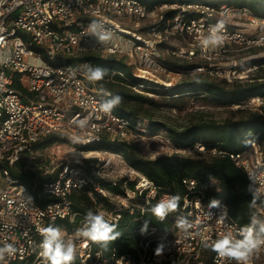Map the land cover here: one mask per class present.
I'll return each instance as SVG.
<instances>
[{"label": "built area", "instance_id": "2783aa9c", "mask_svg": "<svg viewBox=\"0 0 264 264\" xmlns=\"http://www.w3.org/2000/svg\"><path fill=\"white\" fill-rule=\"evenodd\" d=\"M143 19L149 24L140 26ZM93 20L112 30L113 40L108 45L97 43L88 32ZM218 21L224 24L223 44L204 48L201 41L208 27ZM31 44L39 48L34 49ZM250 48L264 50V16L244 5L197 1L149 5L140 0H0V162L11 165L23 152L34 153L31 144L50 132L90 143L103 135L131 142L143 130L113 111H101L100 104L109 98V91H98L88 84V61L58 62L57 56L89 50L115 54L123 56L138 76L163 81L158 73L173 71L163 60L166 53L176 60L194 63L182 72H201L220 76L227 82H240L247 70L257 67H245L246 56L236 55L237 51ZM24 77L26 90L22 87ZM248 100L257 106L264 103L259 94ZM52 146L59 150L58 143ZM192 149L204 151L205 147L197 142ZM88 151L99 159L93 170L95 176L113 182L122 176L136 181L135 187L126 185L121 196L100 184L94 185L110 199L116 198L118 203L128 206L129 198L145 191L146 202L150 197L155 198L156 204L168 196H179L180 200L172 229L157 231L152 226L154 236L140 238L131 250L124 252L111 249L105 254L95 242L76 236L85 217L78 219L72 230L58 226L64 238L75 244L78 261L74 264H205V253L210 255L212 264H236L201 245L202 239L213 242L226 233L240 238L239 231L244 227L231 216L225 201L209 205L196 181L187 177L182 179L183 191L157 194L153 181L130 166L121 153L107 148ZM210 152L228 154L264 197V151L258 141L251 140L236 151L212 148ZM116 163L124 165L125 170H117ZM82 165L80 159L63 162L56 176L42 184V191L56 199L42 205L7 166L0 165V246L7 242L17 249L0 264H46L40 247L43 237L38 229L59 218L75 220L77 212L72 208L71 191L91 181ZM118 208L101 206L92 212L112 222L119 217ZM255 208L260 220H264V201L255 203ZM178 217L190 222L191 236L177 228ZM158 246L162 247L159 256ZM256 253L264 254V247L250 257Z\"/></svg>", "mask_w": 264, "mask_h": 264}, {"label": "trees", "instance_id": "16d2710c", "mask_svg": "<svg viewBox=\"0 0 264 264\" xmlns=\"http://www.w3.org/2000/svg\"><path fill=\"white\" fill-rule=\"evenodd\" d=\"M140 1L149 5L162 1H197L208 4L227 2L247 6L255 13L264 16V0H217L215 2L206 0ZM31 46L34 49L39 48L37 45L31 44ZM55 60L70 63L88 61L93 67L100 66L108 69V74L102 80L88 81V84L96 87L98 91H109L112 95L118 94L123 97L122 103L113 109L114 113L124 116L133 124L145 125V128L140 131H146L145 129H147L149 134H155L159 130H165L176 149L191 148L195 143L200 142L204 145L205 150H194V154L192 155L182 154L176 150L172 153L159 154L150 158L138 152L136 142L111 139L103 135L97 141L81 143L68 138L60 132H50L38 138L31 144L32 149H41L52 142L67 143L81 149L107 148L121 153L130 166L140 171L146 178L152 180L156 186L157 194L163 191L181 192L185 189L182 179L185 177L192 178L196 181L197 187L203 192V200L206 203L212 205L210 202L213 200L225 201L228 204L231 216L242 227L245 228L250 225L253 213L260 219L255 208V203L263 202L264 197L257 192L254 184L245 172L235 165L228 154L211 153L210 150L216 148L217 150L236 151L245 148L250 144L251 140H256L261 144L264 151V103L259 106V110L251 111L249 114L236 119L217 121L200 118L177 128L171 124L152 119V117L141 118L138 116L136 103L142 102L152 105L155 100L151 96H146L126 87H142V89L146 90L149 86L162 85V83L138 76L133 71V66L123 56L89 50L76 54L57 56ZM163 60L171 68L178 71H186L194 65V63L187 61L178 62L175 58H165ZM256 61H264V58L253 60V62ZM257 77L260 79L244 83L236 82L230 86H225L214 79L199 77L183 80L166 89L171 91L170 93L173 97L184 95L185 92L207 93L211 99L219 103L240 102L257 94L262 95L264 99V75ZM100 84H102L101 87H99ZM30 154L32 153L25 151L14 164L10 165L6 162H0V165L7 166L10 173L17 177L19 182L26 185L36 202L42 205L48 200L56 199L54 196L42 191V184L44 181L56 176L60 166L50 173L42 172L39 174L27 166ZM84 161L82 165L83 170L91 177V181L71 191L72 208L77 212L75 220L70 221L67 218H59L49 222L48 226H64L68 230H72L75 227V222L81 217H85L89 210H94L97 207L96 205L102 204L104 207L113 209L119 206L117 209L119 212L118 219L107 222L116 225V230L121 233V236L112 242L107 250L102 249L96 243L105 254L111 249H116L118 252L131 250L140 238L155 235L150 231L152 226H155L157 231L172 229V223L178 211L170 213L163 222H160L150 211L151 207L156 204L155 198L150 197L148 202H146L144 198L145 191L134 198H129L128 206L110 199L97 191L94 185L100 184L112 193L121 196L125 193V186L135 187L134 183L136 181L122 176L113 182L95 176L93 170L98 166L99 159L97 157H87L84 158ZM254 196L255 202L253 203ZM146 220L148 221L147 232L142 234L141 227ZM204 255L205 264H212L210 255L206 253ZM77 261L78 257L76 256L73 264Z\"/></svg>", "mask_w": 264, "mask_h": 264}, {"label": "rangeland", "instance_id": "374dc122", "mask_svg": "<svg viewBox=\"0 0 264 264\" xmlns=\"http://www.w3.org/2000/svg\"><path fill=\"white\" fill-rule=\"evenodd\" d=\"M210 2H215L217 0H206ZM149 24V21L146 19L140 20V26ZM164 53V50H161ZM78 53V52H76ZM74 53V54H76ZM164 55L167 58H173L167 56L166 53ZM237 56H246V65L249 66L252 64H256L257 67H253L251 70L246 71V77L244 80H241L240 83H244L247 81L260 79L257 76L264 75V61H256L253 62L254 59H262L264 58V50L261 48H250V49H241L237 51ZM178 62H182L178 60ZM133 71L136 72L133 67ZM24 76V75H23ZM25 77L27 75L25 74ZM24 77L23 86H27L26 78ZM208 78L219 81L221 84L225 86H230L234 82H227L220 76H215L212 74H206L201 72H182L173 69V71L168 72H160L158 73V78L163 81L171 80L170 83H165L161 80H157V82L162 83V85H153L146 88V90L142 89V87H129L135 92H139L146 96H151L154 98L155 102L151 105L149 103H136V112L141 118H149L156 119L158 121L171 124L177 128L184 126L190 122H193L197 119H214L217 121L226 120V119H236L240 116L249 114L251 111L259 110V106L252 102H249V98L242 100L240 102H224L219 103L211 99L210 95L204 93H187L184 95L173 97L170 93L171 91L166 89L183 80L193 79V78ZM239 82V81H238ZM115 84V83H114ZM169 84L168 86H165ZM102 84L99 85L101 87ZM117 87V86H114ZM26 90V87H24ZM260 95V94H259ZM262 96V95H260ZM110 99V98H108ZM242 110V111H239ZM141 128H145V125L141 124ZM142 130V129H141ZM146 131H139L134 140L131 142H136L138 152H140L145 157L153 158L159 154L164 153H172L173 151L178 150V152L182 154H194L192 147L178 148L176 149L165 130H159L155 132V134H149ZM137 138V139H136ZM58 143L59 150L52 146V144ZM51 145V146H50ZM48 147L44 150L37 149L34 153L30 154V158H28L27 166L34 170L37 173H42L44 170L51 171L53 168L59 167L63 162L73 159H80L84 163L85 157H97L94 153H87L90 149H81L83 153L72 154L68 152L69 147H76L69 145L67 143L60 142H52L47 145ZM77 148V147H76ZM98 158V157H97ZM117 170L123 168L125 170V166L119 163H116L114 166ZM135 169V168H134ZM136 170V169H135ZM138 171V170H136ZM142 174L140 171H138ZM137 175V173H134ZM144 175V174H143ZM133 176V175H131ZM116 201V198H115ZM118 202V200H117ZM97 207H101L102 204L96 205ZM246 264H264V254H256L252 256Z\"/></svg>", "mask_w": 264, "mask_h": 264}, {"label": "clouds", "instance_id": "9594fccd", "mask_svg": "<svg viewBox=\"0 0 264 264\" xmlns=\"http://www.w3.org/2000/svg\"><path fill=\"white\" fill-rule=\"evenodd\" d=\"M224 24L218 21L215 25L208 27L207 35L201 41L204 48L218 47L223 44L224 36L221 34ZM88 32L96 37L97 43L101 45H108L113 40V32L111 29L97 20L91 21L88 26ZM86 76L89 81H100L107 74L108 69L100 66H86ZM110 99L103 101L100 104V109L106 114H111L114 108L118 107L123 100L120 95H112L107 93ZM83 125V122H81ZM87 158V157H85ZM195 183V182H193ZM251 190V189H250ZM179 196H168L162 199L157 204L151 207L152 215L160 222H163L166 217L175 212L179 205ZM255 202V196L253 203ZM220 202L213 200L212 205H217ZM176 226L183 231L186 236H191L192 233L188 230L191 228L190 222L185 217H178ZM148 221L146 220L141 227V233L147 232ZM117 226L108 223L104 217L98 213L89 210L85 215V222L81 228L76 231V236L86 238L92 242L97 243L102 249L107 250L109 245L116 241L121 233L116 230ZM43 239L40 247L43 250L42 255L46 264H73L76 259V247L71 239H65L63 230L58 226L49 225L48 227L38 229ZM240 238L237 239L231 233H226L222 237L213 242L206 239L201 240L203 248H211L219 257L226 258L229 261H236V264H246L250 255L254 251H258L264 247V220H260L255 213L251 216L250 225L242 228L239 231ZM16 247L5 242L0 246V262L4 261L5 257H11L16 253ZM162 247H157L156 255H161Z\"/></svg>", "mask_w": 264, "mask_h": 264}, {"label": "bare ground", "instance_id": "6f19581e", "mask_svg": "<svg viewBox=\"0 0 264 264\" xmlns=\"http://www.w3.org/2000/svg\"><path fill=\"white\" fill-rule=\"evenodd\" d=\"M68 152L72 153V154H77V153H83V151L81 149H78L76 147H69L68 148ZM88 154L89 153H93V151H89L87 152Z\"/></svg>", "mask_w": 264, "mask_h": 264}]
</instances>
